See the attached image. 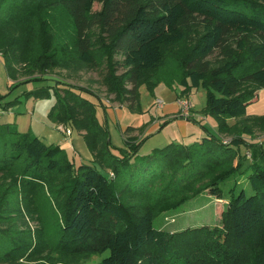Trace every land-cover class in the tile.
<instances>
[{"label":"trees","instance_id":"obj_1","mask_svg":"<svg viewBox=\"0 0 264 264\" xmlns=\"http://www.w3.org/2000/svg\"><path fill=\"white\" fill-rule=\"evenodd\" d=\"M96 2L102 8L94 12ZM52 6H63L71 17L81 63L100 66L104 60V84L114 102L135 110L143 80L155 85L173 75L185 88L178 100L188 97L191 89H207L208 113L221 123V135L232 141L224 143L209 134L191 146L171 144L138 157L144 142L129 136L128 152L119 159L110 154L109 134L98 125L93 104L67 91L61 120L85 131L94 161L113 171L115 178H108L94 161L79 166L68 162L59 145L0 126V173L6 183L0 194V262L82 264L92 255L109 253L99 264H264V142L247 175L251 192L242 189L236 195L234 188H221L243 171L237 149L254 147L244 135L253 139L255 125L264 130V116L253 126L244 121L227 124L245 116L256 89H264V0H0V53L11 79H18L20 68L24 75L42 73L29 80L42 81L50 68L61 65L55 51L32 58L16 46L27 37L22 18ZM191 26L202 28V35L187 52L172 54L167 61L169 50L188 42ZM253 36L258 41L247 43ZM217 51H224L226 59L212 65ZM243 52L252 65L244 63ZM68 53L63 48L61 60L67 61ZM120 70L123 73L116 76ZM250 85L252 89L245 88ZM10 106L7 103L5 111ZM178 117L196 120L182 112ZM133 131L131 126L126 129ZM17 176L26 193L16 199L11 187ZM204 193L228 201L221 211V227L155 228L156 218ZM52 214L56 234L46 229ZM16 216L4 224L7 217ZM35 217L37 233L31 230Z\"/></svg>","mask_w":264,"mask_h":264},{"label":"rangeland","instance_id":"obj_2","mask_svg":"<svg viewBox=\"0 0 264 264\" xmlns=\"http://www.w3.org/2000/svg\"><path fill=\"white\" fill-rule=\"evenodd\" d=\"M101 8L102 4L96 2L93 11H99ZM5 10H8V7ZM5 12L3 11V13ZM22 19L25 20L26 24L22 25L21 28L22 30L26 28L25 35L27 37L16 43L17 50H26L25 52L30 54L32 58L39 52L55 51L61 65L57 68H50L43 77L46 79L42 81H29L33 78L42 77V73L38 72L32 76L24 75L23 70L19 68L18 82L10 83L6 62L2 58V53H0V98L2 97V105L5 102L11 103L12 112L9 126L12 130L31 133L38 136L47 145L53 144L66 147L68 146L66 142L81 140L82 135L83 138L85 136V131H78L75 126L61 120V109L66 108L67 101H69L64 96L67 91H73L82 99L93 104L98 118V125L104 126L109 134L107 142L109 143L110 154L119 159L122 158L124 152H128L125 137L128 138L129 136L138 137L144 142L139 149L138 157H146L156 149L161 150L171 144L191 146L199 141L200 138L209 134L223 140L224 143L232 141L230 136L221 135L219 131L221 123L208 113V92L204 87L191 89L188 97H186L189 100L190 107L194 108L193 112L190 111V115H194L196 118L193 121L178 117L179 112L177 113L176 111L175 100L185 92V88L177 82L176 77H172L173 75L158 80L155 85H150L148 81L143 80L138 88L140 105L133 110L128 104L114 102V97L108 95L103 78L107 68L102 58L100 59V66H88L81 63L78 59L74 25L63 6L41 8L31 13L30 18L24 17ZM188 31V42L173 50H169L167 61H169L170 56H173L172 54H184L187 52L193 42L197 41L203 33L202 28L199 26H191ZM93 34L94 38H96L98 32ZM11 35L9 34V36ZM246 41L247 43L257 42L258 38L253 36L251 39L246 38ZM232 42L236 45L235 37ZM63 48L67 49L68 54L71 55L67 61L61 60ZM241 57L247 66L252 65L248 53H241ZM117 59L122 60V57L117 56ZM225 59L224 51H217L211 58V63L212 65H217L219 61ZM23 65L26 66L25 64ZM168 70L171 69L168 68ZM122 73L123 70H120L116 73V76H120ZM16 83L18 85L15 86ZM69 86L75 87L72 89ZM81 87L89 91L80 90L79 88ZM245 88L252 89L253 85ZM255 92L256 96L253 103L248 106L247 114L237 119L228 120V125L232 126L244 121L242 124L247 123L253 126L256 119L264 116V89H256ZM159 100L163 101L162 106L158 105ZM61 125L64 126V129L70 128L72 131V135L66 141H64L66 135L60 129ZM129 126L135 128V131L126 133V129ZM202 126L208 130V133ZM256 126H253V139L244 135L247 144L254 146L252 150H249L246 145H242L237 149L239 159L244 168L242 172L221 184V188L225 192H228L231 188H234L236 195L242 189L249 193L251 192L246 181L247 175L251 171L253 160L259 156L260 143L264 142V130ZM248 150L251 151L252 157L246 156ZM65 151V159L75 166L89 163L83 161L82 155L76 152L77 149L70 147L65 148ZM88 151L90 150L88 149ZM96 164L102 173L107 174L108 178L110 173H113L111 170L104 169L99 163L95 162L94 165ZM4 178V173H0V194H4L5 191L6 183ZM112 178L114 179L115 176ZM15 184V187H11V192L17 199V197L24 195L26 191L21 178L18 177V181ZM7 198H10V196ZM227 206L228 201H217L204 193L187 202L180 209L167 213L168 217L166 214L159 216L156 218L154 226L157 230L163 231L176 229L182 231L189 227L199 228L203 226L221 227V211L226 209ZM55 216L52 214V222L48 221L49 226L46 228L50 234L57 233V224L54 222L56 221ZM18 218L17 216L14 218L7 217L4 224L14 222ZM36 218L31 224V230L37 233L40 228ZM172 219H175V222ZM21 220L23 218L19 221ZM41 220H45L44 216ZM36 245L37 241H34L31 251L35 249ZM108 255L109 253L92 255L82 264H99ZM0 264L2 263L0 262Z\"/></svg>","mask_w":264,"mask_h":264},{"label":"crops","instance_id":"obj_3","mask_svg":"<svg viewBox=\"0 0 264 264\" xmlns=\"http://www.w3.org/2000/svg\"><path fill=\"white\" fill-rule=\"evenodd\" d=\"M8 76H9V74H8ZM18 80L19 79H17L16 81H14L13 79L10 78V83L18 82ZM16 85H18V84L16 83L15 86ZM7 103H9V102H5L4 105H6ZM175 108H176V111L178 113L179 112V101H178V97L175 100ZM11 112H12V108L11 107L6 109L5 114L0 118V126H8L11 123ZM67 138H69V137H65L64 138V141H66ZM66 144L68 146H66V147L61 146L64 150H65V148L72 147L75 150L77 149L76 152H79V154L82 155L83 161H87V162H93L94 161L93 155L90 153V151H88V147H87L86 142H85V140L83 138V135L81 137V140H71L68 143L66 142ZM210 197L211 198H214L212 196H210ZM216 200L218 201V199H216ZM221 201H223V200H221ZM166 216L168 217V214H166ZM180 230H182V229H180ZM173 231H178V230L176 229V230H173Z\"/></svg>","mask_w":264,"mask_h":264},{"label":"built area","instance_id":"obj_4","mask_svg":"<svg viewBox=\"0 0 264 264\" xmlns=\"http://www.w3.org/2000/svg\"><path fill=\"white\" fill-rule=\"evenodd\" d=\"M179 101V107H180V111L179 112H182V114L186 117L190 116V111H191V108L190 105H189V100L188 99H182V100H178ZM158 105L159 106H162L163 105V101L159 100L158 101ZM5 105H2V103L0 102V118L5 114ZM66 128V127H65ZM61 131H63L66 135V137H70L72 135V131L71 129H64V126L61 125ZM247 156L248 157H252L251 153L250 152H247ZM110 176L111 177H114V174L113 173H110ZM168 220V219H167ZM172 221L175 222V219H172ZM171 221V222H172Z\"/></svg>","mask_w":264,"mask_h":264}]
</instances>
